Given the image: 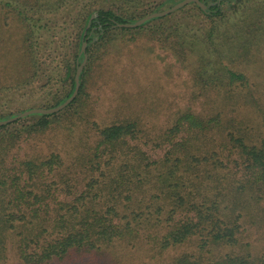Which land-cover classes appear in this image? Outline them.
<instances>
[{
    "label": "trees",
    "instance_id": "trees-1",
    "mask_svg": "<svg viewBox=\"0 0 264 264\" xmlns=\"http://www.w3.org/2000/svg\"><path fill=\"white\" fill-rule=\"evenodd\" d=\"M181 1L0 0V24L10 19L19 26L15 63H22L2 88L24 89L43 77L42 88H61L40 108H56L72 95L86 55L78 93L62 111L0 126V255L10 234L21 264L88 256L98 258L95 264H122L107 259L118 243L145 247L153 264H264V252L244 250L240 239L248 226L264 237V142L253 143L231 114L252 103L258 89L250 82L261 74L251 71L264 48V0H199L204 8L190 3L137 27H118ZM181 12L186 16L174 19ZM130 29L189 70L196 92L224 99L210 110L178 109L155 135L143 128L140 114L97 126L84 113L89 81L108 47ZM57 50L72 52L57 60ZM63 120L93 125L86 151L80 144L73 158L57 150L17 158L21 144ZM147 147L162 153L155 158ZM185 244L194 247L167 262Z\"/></svg>",
    "mask_w": 264,
    "mask_h": 264
},
{
    "label": "rangeland",
    "instance_id": "rangeland-1",
    "mask_svg": "<svg viewBox=\"0 0 264 264\" xmlns=\"http://www.w3.org/2000/svg\"><path fill=\"white\" fill-rule=\"evenodd\" d=\"M95 8H107V4L95 5ZM184 13L176 14L174 19H181ZM6 22L0 24V117L36 105L40 108L41 102L50 100L53 95L51 92L61 88L60 84L48 85L49 89L42 88L41 85L46 84L43 77L41 81L24 89L2 88L1 85L8 84L22 64L19 59L18 63H15V58L21 52L19 26L10 19ZM139 31V29H130L126 33L125 40L111 44L107 54L95 67L93 77L88 84L84 113H89L90 120L97 126L107 125L117 115L125 117L140 114L143 128L148 134L155 135L161 128L165 129L170 122L169 118L171 119L178 109L190 105L196 112L203 109L210 110L218 101L224 99V96L215 92L203 95L196 92L192 87L190 71L177 63L170 53L164 51L154 41L142 36V33L137 36ZM73 32L74 29L69 24L67 33L72 35ZM42 52L43 50L40 54ZM71 52L72 50H57V60ZM260 53L257 62L252 64V74L253 71L254 76L261 73L256 81L251 79L250 82L251 85H258V89L253 88L252 91L254 99H249L252 103L241 104L235 113L229 111L234 117L236 115L237 120L242 123V128L255 144L264 142V48ZM60 64L57 62L58 66ZM67 122L65 120L60 125H55L46 136L21 144L19 150L14 152L17 158H25L39 151L48 154L52 150L60 151L62 157L73 158L76 147L80 144L82 150L86 151L92 143L95 131L92 129L93 125L85 122L69 125ZM148 148L151 147L144 149L155 158L162 153L159 150L154 153ZM5 236L3 238L5 249L0 255V264H21L13 252L10 234ZM240 239L243 245H247L244 250L253 254L256 251L264 252L263 232L259 228L248 226ZM183 246L185 247L170 252L169 257L166 258L167 262L184 251H191L194 247L193 244ZM228 248L225 247L222 251L225 252ZM107 250L115 253H108V260L117 258L122 264H153L149 258L152 253L146 254L145 247L135 249L118 243L115 248ZM97 261L98 258L90 256L81 260L70 257L62 263L53 261L50 264H95Z\"/></svg>",
    "mask_w": 264,
    "mask_h": 264
},
{
    "label": "water",
    "instance_id": "water-1",
    "mask_svg": "<svg viewBox=\"0 0 264 264\" xmlns=\"http://www.w3.org/2000/svg\"><path fill=\"white\" fill-rule=\"evenodd\" d=\"M190 3H195L198 6H201L202 8H204V5L199 0H183L181 2H178L175 5L171 6L170 8H168L166 10L147 15V16L143 17L142 19L138 20L135 23H132V24H121V25H118V27L119 28H134V27L140 26V25L148 22L149 20H151L153 18L169 15L170 13L174 12L175 10H178L179 8H181V7L185 6V5H188ZM85 46H86V43H83L82 47H81V52H84ZM85 63H86V55H84V60L81 63V65L78 67V69H77V71L75 73V76H74V80H75L74 91H73L72 95L63 104H61L60 106H58L56 108H50V109L34 108V109H31V110H27V111H25V112H23V113H21V114H19L17 116H14V117L9 118V119L4 120V121H0V126L6 125L7 123L14 122V121L22 118L23 116L29 115V114H34V113L52 114V113H57L59 111H62L68 104H70L74 100V98L76 97V95L78 93V90H79V74L81 73Z\"/></svg>",
    "mask_w": 264,
    "mask_h": 264
}]
</instances>
